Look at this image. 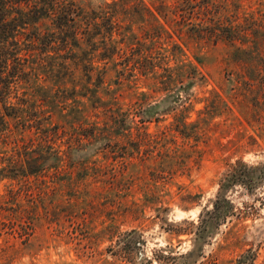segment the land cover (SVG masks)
<instances>
[{"label":"rangeland","instance_id":"rangeland-1","mask_svg":"<svg viewBox=\"0 0 264 264\" xmlns=\"http://www.w3.org/2000/svg\"><path fill=\"white\" fill-rule=\"evenodd\" d=\"M78 1L91 11L113 0ZM157 1L131 0L117 30L126 41L114 33L115 45H151L145 34L156 29L144 4ZM211 7L217 33L230 23L241 32L249 15L264 20V0ZM165 26L173 38L164 33L162 47L170 54L180 46L170 65L182 79L170 86L160 82L163 70L131 75L118 55L100 59L99 36L94 52L87 40L73 51H23L31 81L17 84L25 110L18 130L0 141V167L22 135L42 134L22 127L29 105L50 135L60 126L62 162L57 172L0 180V264H264V41L242 47L190 39L185 29L179 38ZM54 30L50 19L27 29ZM140 105L152 117L144 127ZM114 117L127 119L130 136ZM81 126L95 136L80 144Z\"/></svg>","mask_w":264,"mask_h":264},{"label":"trees","instance_id":"trees-1","mask_svg":"<svg viewBox=\"0 0 264 264\" xmlns=\"http://www.w3.org/2000/svg\"><path fill=\"white\" fill-rule=\"evenodd\" d=\"M214 1L179 0L174 5H169L163 0L154 2L152 5L145 3L144 8L150 16L148 20L153 21L150 25L156 29L154 32L149 31L150 33L145 34V38L150 39L151 45L144 47L142 41L138 39L139 46L137 48L130 47L127 51V49L115 45L113 39L114 33H116L121 36L120 44L126 41L127 36L124 33H118L117 30L121 27L120 18L130 15L128 10L135 7L131 4V0H113L111 3L100 6L98 9H91V11L85 9L78 0H0V141L6 142L10 138L14 133L13 128L18 130L19 122L17 123V121L23 118L25 109L22 106L26 100L18 96L17 84L21 81L28 83L31 81V77H29L31 72L26 68L29 55L23 53L27 48L41 47V53L48 51V48L50 50L54 48V51L59 52L60 50L68 51L72 45L71 50L73 51V47L80 48L81 42L87 40L94 52L99 50V45L95 41L99 36L100 41L104 43L102 51H100V59H114L118 55L119 58H123L124 67L131 72V75L137 72L146 76L149 73L156 74L157 69L163 70L159 74L160 82L169 83L167 86H170L177 79H182L180 74L173 72L177 68L170 65V57L177 59L176 50L180 46L173 44L170 54L167 49L162 47L163 43L160 40L164 33L168 35L166 38H173L165 24L170 25L172 31L176 32L179 38H182L180 32L185 29V34L190 39H205L215 42L224 40L233 44L241 40L242 47L249 41L254 43L258 40L264 41V20L263 18L257 19L254 15L244 18L241 32L238 30L240 26L232 23L220 30V33L215 32V26L221 22L220 19L215 20V17L209 15L219 14V11H214L211 7ZM201 13L206 19L197 15H201ZM161 18L165 20V23L160 24V30H157V23ZM194 18H200V21L195 22ZM41 19H50L56 30L44 35L37 31H27L28 27L37 24ZM212 27H214L213 31H211ZM128 30L127 32H131V39H137V36L132 33L131 27ZM64 58L74 60L76 56L74 53L64 54ZM90 59L93 60V58ZM63 65L68 68L67 65ZM12 93L15 94L14 98L20 101L16 103L10 101ZM30 108L32 106L29 105V111L25 115L29 122L24 123L22 127L23 129L26 127L35 128L42 134H39L38 141L35 136H21L20 147H15L12 154L4 159L7 160V164L0 167V180L29 178L45 174L52 168L55 172L60 169L62 149L60 145H55L57 139L60 138V126L53 125L51 130L53 129L54 132L50 135L49 128L43 126L44 122L41 119L33 118L34 113L39 111L30 110ZM140 109L142 114L139 115V121L143 123L142 127H144V123L150 121L149 118L152 117L144 116V114H148L144 105H140ZM112 120H114V122L112 121L113 126L119 130H123V125L127 121L125 118L120 121L117 117ZM132 122L135 123V120ZM136 126L139 127L138 133H140L142 127L138 122H136ZM131 129L132 127H125L123 134L120 135L130 136ZM80 130L78 133L80 144L82 138L87 139L90 136H95V133H90L88 127L81 126ZM107 144L110 145V143Z\"/></svg>","mask_w":264,"mask_h":264}]
</instances>
